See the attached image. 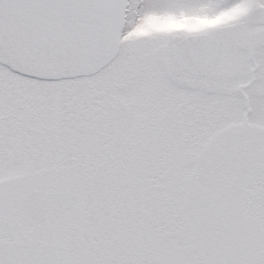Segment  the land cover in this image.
I'll return each instance as SVG.
<instances>
[{
	"label": "snow or ice",
	"instance_id": "snow-or-ice-1",
	"mask_svg": "<svg viewBox=\"0 0 264 264\" xmlns=\"http://www.w3.org/2000/svg\"><path fill=\"white\" fill-rule=\"evenodd\" d=\"M0 264H264V0H0Z\"/></svg>",
	"mask_w": 264,
	"mask_h": 264
}]
</instances>
